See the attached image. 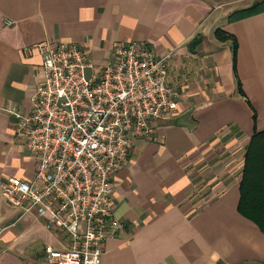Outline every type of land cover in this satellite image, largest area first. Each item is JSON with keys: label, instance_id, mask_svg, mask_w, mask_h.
Returning <instances> with one entry per match:
<instances>
[{"label": "crops", "instance_id": "crops-1", "mask_svg": "<svg viewBox=\"0 0 264 264\" xmlns=\"http://www.w3.org/2000/svg\"><path fill=\"white\" fill-rule=\"evenodd\" d=\"M252 1L0 0V182L34 177L13 112L31 111L42 76L35 45L76 43L99 65L117 46L143 42L169 56L177 114L135 139L114 174L113 212L123 226L104 243L100 264H264V233L237 210L250 144L245 174L264 182L255 160L264 134L253 138L264 131V12L227 21ZM216 30L237 42L242 94L231 46ZM61 239L35 211L0 195V264H44V247L60 248Z\"/></svg>", "mask_w": 264, "mask_h": 264}, {"label": "built area", "instance_id": "built-area-1", "mask_svg": "<svg viewBox=\"0 0 264 264\" xmlns=\"http://www.w3.org/2000/svg\"><path fill=\"white\" fill-rule=\"evenodd\" d=\"M10 22H7L9 24ZM40 80L16 135L35 160L31 180L0 182V195L62 237L44 247V264H100L103 245L119 235L113 212L114 174L133 141L177 114L178 90L168 82L169 56L143 42L119 45L95 65L71 42H42Z\"/></svg>", "mask_w": 264, "mask_h": 264}, {"label": "trees", "instance_id": "trees-1", "mask_svg": "<svg viewBox=\"0 0 264 264\" xmlns=\"http://www.w3.org/2000/svg\"><path fill=\"white\" fill-rule=\"evenodd\" d=\"M262 12H264V0H253L247 6L231 12L227 16V21L233 22V21L241 20ZM215 37L222 42L228 41L231 46L232 71L235 76L237 92L239 94H242L241 85L237 78L236 69H235L237 42L233 36L223 34L219 30L215 31ZM197 43L198 40L193 41V44H197ZM259 134H264V131L255 133L253 138L258 136ZM253 138L252 140L254 141ZM251 148L252 146L250 144L245 153L243 175L239 183V201L237 205V210L244 217L253 221L261 230V232L264 233V186L261 185L264 182H259V180L250 181L245 174L246 160L250 158ZM258 149H264V145L258 146ZM255 160H257L258 163H262L264 165V154L262 153L261 156L257 154ZM262 181H264V179H262Z\"/></svg>", "mask_w": 264, "mask_h": 264}]
</instances>
